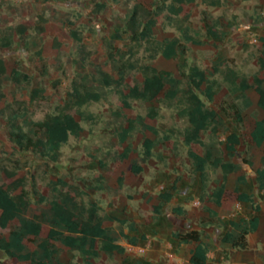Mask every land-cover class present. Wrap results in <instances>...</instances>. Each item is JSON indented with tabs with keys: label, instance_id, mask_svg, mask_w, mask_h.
I'll list each match as a JSON object with an SVG mask.
<instances>
[{
	"label": "rangeland",
	"instance_id": "1",
	"mask_svg": "<svg viewBox=\"0 0 264 264\" xmlns=\"http://www.w3.org/2000/svg\"><path fill=\"white\" fill-rule=\"evenodd\" d=\"M149 6L152 0H139ZM134 0H0V30L11 34V29L18 25L31 28L39 14H43L51 25L54 33L63 36L76 31L81 36L80 44L75 41L66 42L67 50L58 58L50 57L44 61L36 56V52L48 49L51 39L39 38L28 30L26 36H14L13 44L7 50L0 49V59L8 69H16L28 75V84L19 86L11 83L7 77L1 81L3 99H0V110L10 105L14 110H25V117L18 123L29 131L31 123L40 121L44 115L52 114L58 104V98L65 95L70 82L77 75L96 76L97 70L109 71L106 62V43L112 34V27L119 23ZM95 5H104V9L94 14ZM202 13L220 23V39L210 40L203 46L187 45L180 38L174 26L157 27L155 39H180V48L176 59L166 60L158 56L151 64L158 71L171 74L175 81L173 85L166 82L165 92L178 91L182 93L187 88V81L182 78L178 66H196L204 70L208 79L218 83L214 103L203 100L208 109L214 110L218 118L214 126L216 133L204 134L201 144L191 149L198 155L210 153L213 158L221 157L225 162H234L235 172L225 182L227 189H238L253 196V206H260L259 212L262 224L259 230L250 236L251 248L245 251L232 249L222 242L225 234L238 235L236 225L243 221L247 223L255 215L252 206L243 203L233 204L229 212H220L215 220V226L203 231L202 241L209 250L208 264H234L236 262L249 264H264V192L258 191L255 184V171L264 166V147L257 148L249 138L253 122L263 118L262 111L257 106V97L247 90L243 95L235 92L225 82V73L233 71L238 82L246 79L251 84L255 75L261 77L258 59L260 57L259 39L264 37V0H221V5L211 8L199 2L191 9L189 18V34L198 40H204L202 28ZM129 42L126 37L113 43V46L126 51ZM138 64H149L147 54L143 49L136 51L132 58ZM45 67L52 77H42L39 70ZM58 68V71H57ZM216 70L217 72H214ZM137 83L141 77L133 72ZM38 91V97L31 100L32 93ZM102 100L90 104L74 115L84 132L80 139L69 138L60 148L56 162L48 158H38L30 153H21L8 140L6 129L0 122V164L9 170L18 172L25 179L24 189L28 192L31 204L25 214L27 218L38 216L45 224L55 225L47 204H38L34 195L36 187L45 186L56 181L72 185L80 193L77 202L85 207L95 204L98 214L122 220H105L104 226L109 228L116 244L125 245V253L115 259L105 258L102 254L94 261L95 264H185L175 263L171 258H158L153 251H143L138 254L128 247L142 246L144 242L170 241L173 232L184 233L194 230V224L185 221L181 216L172 213V209L185 203L199 206L200 179L191 170L186 148L182 144L180 132L187 127V121L177 114L178 107L173 103L167 107L165 103L145 104L130 101L129 109H123L121 103L111 89L102 90ZM235 107L240 113L242 124H238L230 107ZM149 107L158 110L155 123L150 130L144 131L140 126V118H144ZM121 116L134 122V130L130 134V144L141 153V143L144 138L160 141L168 136L174 142V150L156 149L152 157L145 161L143 173L136 183L114 190L108 181L96 183V176L110 175L114 180L119 172L125 171V162L112 173L113 155L111 146L117 139V134L125 123ZM235 133L241 143L233 156L223 154V142L227 135ZM116 143V142H115ZM205 190L211 191L222 182L219 169L206 168ZM110 181V180H109ZM101 187V190L98 188ZM97 189V190H95ZM66 191V190H65ZM169 193L171 200L163 204L160 215L152 216L139 212V207L145 200L158 203L157 197ZM73 195V194H71ZM55 195L49 196V201ZM177 200L178 202H176ZM144 217L149 219L146 225ZM235 224V226H232ZM18 226L13 222L9 228L0 229L5 235ZM159 236V237H158ZM39 240L24 242L25 253L37 250ZM60 247V245H58ZM123 247V246H122ZM150 247L149 250H153ZM221 254L218 258L217 255ZM55 260L60 263L81 264L76 253H63L58 250ZM8 259L0 251V262Z\"/></svg>",
	"mask_w": 264,
	"mask_h": 264
},
{
	"label": "trees",
	"instance_id": "2",
	"mask_svg": "<svg viewBox=\"0 0 264 264\" xmlns=\"http://www.w3.org/2000/svg\"><path fill=\"white\" fill-rule=\"evenodd\" d=\"M197 2L211 8L221 5V0H152L151 4L146 6L139 0H134L119 23L113 25L112 34L106 43V62L109 65V71L98 69L96 76L77 75L70 82L65 95L58 98L54 113L46 114L40 121L31 123L29 131H24L18 123L19 119L25 117L24 109L21 112L20 109L14 110L10 105H5L0 110L1 125L6 129L8 140L15 149L21 153H30L38 158H48L56 162L60 148L68 142L69 138L80 139L84 132L71 112L74 111L77 114L82 108L100 102L103 98L102 90H113L123 109L130 108V101L145 104L165 103L167 107H171L174 103L178 107V116L187 121L188 125L180 132V136L191 163V170L198 175L201 183L199 206L196 210L187 213L181 208L172 209L174 215L194 223L199 229L171 234L179 245L192 248L187 264H206L208 249L202 241V234L207 228L215 226V220L220 212L231 211V206L236 203L248 204L252 206L254 212L259 211V206H253L252 195L236 188L230 190L225 187V182L236 170L233 161L225 162L221 157L213 158L210 153L198 155L191 149L202 143V135L216 133L214 123L218 115L205 106L201 97L208 103H214L218 88L217 81L208 79L205 71L196 66L186 67L180 64L178 71L187 81L186 90L182 93L165 92L166 82L173 85L175 81L170 73L158 71L151 66L158 56L166 60L176 59L180 48V39H155L154 32L157 27L174 26L182 41L191 46H203L210 40L220 39V23L206 13H202L201 19L204 40H198L189 34L190 12ZM104 7V5H95L94 14L101 12ZM28 30L33 31L39 38L51 39L48 49L36 52L40 61L50 57L58 58L67 50L66 42L75 41L78 44L81 42V36L76 31L63 36L64 39L60 38L62 35H56L45 16L39 14L31 28L18 25L11 29V34L0 30V49L10 48L14 36L22 38L26 36ZM124 37L129 42L126 51L113 46L114 42L121 41ZM259 42L258 62L261 77L253 76L249 84L246 79L238 82L237 75L230 70L224 76L225 82L233 91L243 95L247 90H251V94L257 97V106L262 111L263 118L253 122L249 131V138L257 148L264 147V37L260 38ZM139 49H143L147 54L149 64L140 65L132 60ZM39 72L42 77L54 75L45 67ZM133 72L140 75V83L134 79ZM214 72L217 71L214 70ZM4 77L16 86L28 84L31 79L16 69H8L4 61L0 59V99H3L1 81ZM38 94V91H34L31 100H35ZM230 108L237 123L242 124L238 110L234 106ZM157 116L158 110L155 107H149L145 117L139 119L141 129L150 130L151 123H155ZM121 118L125 127L117 134L116 143H111L115 151L112 159V173L116 172L123 162H125V171L119 172L114 180L110 179L112 174L95 178L97 184L108 181L114 190L136 183L143 173L145 161L152 157L154 150H174V142L165 136L160 141L144 138L141 143V153H137L129 142L130 134L135 128L134 122L124 116ZM240 143L241 139L237 134L227 135L222 144L223 154L233 156ZM206 168L219 169L222 174L221 184L209 192L205 190ZM255 184L258 191L264 192V166L256 169ZM24 186L23 176L0 164V229L9 228L13 222L18 223V226L7 234H0V251L8 259L7 262H0V264H63L55 260L58 250L63 253L78 254L81 264H95L94 261L100 254L108 259L123 255V247L116 244L109 228L104 226V222L112 220L124 224V221L100 216L97 206L93 203L85 207L81 202H77V196L80 194L78 190L59 180L36 187L34 190L37 203L49 206L55 225H47L38 216L25 217L31 200ZM98 189L101 190V187ZM51 194H54L55 198L49 201ZM171 198V194L165 193L157 197V204L153 200H145L140 205L139 212L158 216L163 204L168 203ZM144 222L146 225L150 223L147 217H144ZM257 226L258 219L255 217L247 223L242 221L240 225H236L238 235L233 236L227 233L222 238V242L229 244L232 249L246 250V237L255 232ZM34 239L39 240L37 250L25 253L24 242Z\"/></svg>",
	"mask_w": 264,
	"mask_h": 264
},
{
	"label": "crops",
	"instance_id": "3",
	"mask_svg": "<svg viewBox=\"0 0 264 264\" xmlns=\"http://www.w3.org/2000/svg\"><path fill=\"white\" fill-rule=\"evenodd\" d=\"M176 202H178L177 200H175ZM180 204L178 206H175L174 208H181L183 209L184 211H186L187 213H191L193 212L194 210H196V208L194 207V204H196L197 202H193V204H189V203H185L182 200L179 201ZM173 208V209H174ZM262 211V209L260 208L259 206V211L258 212H254L255 215L251 218H257L258 219V226H257V229L255 232H257L259 230V227L260 225L262 224L261 222V218L259 216V212ZM250 220V219H249ZM248 220V221H249ZM247 221V222H248ZM194 224V223H193ZM193 226H195V231L196 230H199L197 228V226L194 224ZM211 228V227H210ZM210 228H207L206 230H209ZM190 231H193V230H190ZM188 232V231H186ZM253 232V233H255ZM181 233V232H179ZM185 233V232H184ZM253 233H250L247 235L246 237V241H247V248H251V244H250V236L253 234ZM159 237V236H158ZM204 243V242H203ZM205 245V244H204ZM120 246V245H119ZM123 246V249H124V253H125V245H122ZM121 246V247H122ZM154 247L153 250H149L150 247ZM206 246V245H205ZM207 247V246H206ZM135 248H140L142 249V252L144 251H147V252H150V251H153L155 255L158 256V258H171V260L175 263H182L183 261L185 262V264H187V261L191 255V250L192 248L190 246H187V245H182V244H178L176 240H174L172 238V240L170 241H155V245L153 246L152 245V242L151 241H147V242H144V244L142 246H137ZM208 249V248H207ZM238 251V250H237ZM245 251V250H243ZM141 252V253H142ZM123 253V254H124ZM140 254V253H139ZM209 250H208V254H207V261H206V264H208V259H209ZM221 256V254H218L217 257L219 258ZM234 264H249L248 262H244V263H234Z\"/></svg>",
	"mask_w": 264,
	"mask_h": 264
},
{
	"label": "built area",
	"instance_id": "4",
	"mask_svg": "<svg viewBox=\"0 0 264 264\" xmlns=\"http://www.w3.org/2000/svg\"><path fill=\"white\" fill-rule=\"evenodd\" d=\"M128 250L129 251L133 250L135 253H138V254L142 252V249H140V248H131V247H128Z\"/></svg>",
	"mask_w": 264,
	"mask_h": 264
}]
</instances>
